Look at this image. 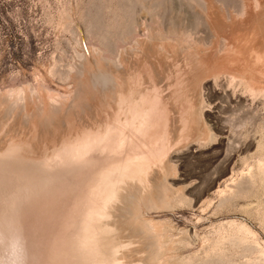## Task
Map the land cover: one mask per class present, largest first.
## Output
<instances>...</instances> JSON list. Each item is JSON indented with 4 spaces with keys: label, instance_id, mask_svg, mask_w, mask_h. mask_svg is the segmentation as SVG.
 <instances>
[{
    "label": "rangeland",
    "instance_id": "rangeland-1",
    "mask_svg": "<svg viewBox=\"0 0 264 264\" xmlns=\"http://www.w3.org/2000/svg\"><path fill=\"white\" fill-rule=\"evenodd\" d=\"M202 2L0 0V206L29 181H17L22 172L20 164L11 167V148L30 159L31 148L45 151L41 159L53 157L61 141L64 147L102 122V107L95 112L106 96L104 113L115 112L111 101L126 85L156 97L154 131L165 142L142 195L151 198H141V190L136 208L119 214L130 224L119 263L130 253L134 264H264V92L253 98L228 82L230 75H254L264 91V0L259 12L254 0ZM229 158L227 174L212 187ZM40 163L34 177L54 171L60 181L24 205L26 252L32 264H50L51 234L63 227L61 210L68 217L75 211L68 209L81 175L65 171L64 162Z\"/></svg>",
    "mask_w": 264,
    "mask_h": 264
},
{
    "label": "bare ground",
    "instance_id": "bare-ground-1",
    "mask_svg": "<svg viewBox=\"0 0 264 264\" xmlns=\"http://www.w3.org/2000/svg\"><path fill=\"white\" fill-rule=\"evenodd\" d=\"M220 1H223V0H220ZM254 2H255L254 5L256 4L257 8L261 6L260 0H254ZM201 3L204 4L205 2H202L201 0ZM203 4H201L202 7L205 6L206 3L204 5ZM245 6L246 5H244V8ZM227 7L228 6H226V8ZM205 8L207 9L208 7H205ZM246 8L244 10L242 9L243 14L245 13L244 11L247 10ZM259 10H260V7L258 8V12ZM245 14H247V12ZM254 72L256 74V71ZM248 73H249V70H248ZM252 76L254 78V75ZM253 78L230 75L228 76V82L232 86L237 85L240 87L241 85H243L245 87L244 91L246 90V92L249 93V95L247 96H252L253 98L254 97L256 98L258 97V94H262L264 91L258 89V87H256L255 84H253L252 82L254 81ZM105 81L106 80H104V82ZM108 81H111V80H108ZM102 84L104 83H101V85ZM192 85L194 84L192 83ZM124 86L125 88L123 87V89H128L126 85ZM128 86H133V85H128ZM123 89H121L120 87V89L117 90L115 99H113L114 101L113 100L111 101V104H113V107L115 106V112H114V109L111 110L112 112L110 111V109H112V105H111V108L109 107L108 108L109 110H107V113L108 111H110V114L112 115L114 114L113 119L108 120L109 118H111L109 117L107 119L108 121L107 120L104 121V119H106L107 116H111L110 114L107 115L106 113H104L105 110H103V106H101L103 104L104 107L107 108L106 107L107 106L106 105L107 96L104 95L102 97L104 98L106 96L104 100L105 103L104 102L100 103L101 104V105L99 104L100 106L97 105L98 108L96 107L97 109L95 112L97 114V111H99L98 109H100L99 107H102L103 112L99 111L98 114H100L101 116L103 115L102 116L103 119L97 118V116H94L96 119H99V121L101 119L102 122H99L100 124L98 123L96 125L97 120H95L94 123L97 126L96 128H93V125H92V128L90 127L91 125L90 126L88 125L89 128L91 129L88 130L87 128H85L87 129V132L86 130H84L86 133L82 131L83 133L81 132V134L85 133L83 136L79 133L82 136L81 138H78L79 134L76 136L77 139L75 138V136L70 138L68 141L70 140L72 141L65 142L64 144H68V143L70 144L65 145L64 147L62 146L63 145L62 141L61 140H60L61 142L58 141V143L60 142V145L62 144L61 146L59 145L58 147L59 149L60 147L62 149L60 150L58 149V152H54L56 154L51 158H48V157L47 159L42 158L43 163H42L41 157L46 156V155L43 156V153L45 151H42L41 149V153L39 152V155L41 156L40 157L38 153H35L36 151L38 152V149L31 148L30 146L26 144L27 142L26 143L24 142V144H26V146L31 148V152H33V157H31L32 159H30V157L26 158L27 157L26 155L22 156L21 155L22 149L21 150L16 149L18 147L16 148L13 147L10 150L12 152H15V156L13 157L14 160L12 161L14 165H12L11 167L15 169L17 167V164H20V167L18 169H21V172H22L20 174L18 173L17 176H15L16 178H19V180L17 181L19 182L21 179V181L19 182L21 183L22 179L23 181L27 179L30 182L28 181L26 183L25 181V185L23 187H20L19 189L16 188L17 191L14 192L8 198V200H6L5 203L0 206V232H4L9 229L18 231L20 235L23 237L25 248L28 246V243L30 242H29L28 234L25 229L23 219H22L23 213L25 211L23 210L24 204L26 203V205L28 204L34 205V203L37 202V199L39 200L41 196L47 193L48 189H50L49 187L53 188L51 184L55 183L54 180L55 179L57 180V176L59 175L57 174L56 176L55 175L56 172L54 171H47L45 175L42 174L43 176H41V178L40 176L34 177L35 174H37V172L35 173V170L38 166V162L40 163L41 161L40 163L41 165L39 167H42V164L45 163L44 165L47 166V168L49 166L54 168V166L60 165L61 162H64L65 167H63V169L67 167L65 171L75 170V171H78V173L81 175V180H79L78 182V184L81 183L80 184V194H78L79 193L78 191L79 188H78L77 190L78 193L76 195L77 199L75 198V195H74L75 201L73 202L75 203H73L74 205L73 208L68 207V204L70 203L67 202V198H65L64 197L65 195L63 196L62 194V196L66 199V201L65 200L63 201L68 203L66 204L63 202V204L64 205L66 204L67 208L71 209V210L68 209V211H70V213L72 209L75 211L72 213V216L68 217L67 216L68 214L65 215V212H64L65 209L63 208L64 211L61 210L62 212L60 213L61 216L59 218L63 219L62 221L64 224L62 225L63 227L61 229H54V231L51 234L50 241L53 243L52 244L53 246H52V255H51L52 258H51L50 264H120L119 254L122 251L121 249L124 247L121 241L122 240L121 236L124 237L125 235H127L126 234L127 231H128L127 233H130L129 231L130 229L128 228L130 224L127 225L126 220H124V217H121L119 214L120 212H123V211L127 212L126 209H128L129 207H131L132 210L136 208L134 203H136V200H137L136 195L139 194V191L143 190L141 192V198L143 199L145 198L148 201L151 198V197H148V198L142 197V195L144 191L146 192L147 189L150 190L151 188L149 187V183L151 184L153 175L150 174V171L153 169L154 166H157L159 163L162 162L161 149L165 142L163 139L164 138L163 135L160 134V136H158V134H156L154 131L155 122L153 121V117L158 116V113H157L158 100L156 99V97L151 98L145 94L136 93L135 91H133L134 88L133 90L128 89L126 91H124ZM155 91H153V93ZM183 94L184 93H182L181 95ZM244 97L241 96L242 99ZM111 99L112 97H110L109 100ZM113 102L115 103V105ZM105 114L107 116H105ZM91 123L93 124V122ZM83 129L84 128H82V130ZM176 137H179V134ZM64 138H68V136ZM64 138L62 139L63 141H64ZM73 139L77 141L75 142L73 141ZM54 143L51 144L53 148L58 144V143L56 144ZM15 144L19 146V142L15 143L14 141L13 146ZM24 144L22 145L20 143V146H24ZM49 147L46 146V148L50 149ZM25 148L23 149V151L25 150ZM54 150H52V152ZM52 152L50 151V153ZM34 155L35 156L38 155V158L40 159L38 160V158H36L38 162H36ZM230 159L231 158L227 160L225 167H223L221 171L222 173L220 172L221 174L217 176H213L211 178L212 180H210L211 182L210 184L212 187H214L217 183L216 178H218L219 180V178L227 174L228 167H229L227 164L231 162ZM0 168H1V165H0ZM40 172L38 171V173ZM68 174L70 175V173ZM58 180L60 181V179ZM58 180L56 182H58ZM135 185H137V187H134ZM70 188L71 189L69 190L71 192L72 186ZM67 193H65L67 197L71 196V195H68L69 193L68 194ZM55 194H57V192ZM69 201L71 202L70 199ZM52 205L53 203L51 204V207ZM45 206H49V205L46 204ZM57 210H58V207H57ZM52 219L54 218L52 217ZM127 237L129 239V236ZM131 237L132 236H130V239L133 240V237L132 238ZM125 239H126V236H125ZM134 244H136V240ZM131 248H128V249L131 250ZM135 248H136L135 249L136 253L133 254L134 257L137 256L136 254L143 253L141 251L139 253L140 249L137 250L138 247H135ZM27 252H26L27 264H32V261H31L32 259L30 260L28 258L30 255L29 253L27 254ZM131 252L133 251L131 250ZM33 253L34 255H36L35 252ZM122 253L126 254L124 253V251ZM123 254L121 255L123 256ZM129 255L131 256L130 253L126 256H129ZM126 256L125 255L123 256L124 257L123 264H126V262H129L128 264H131L130 263L131 260H132L131 261L132 264L136 263L135 262L136 260L133 262L132 256L131 258L130 256L129 257H126ZM138 256H139L138 260L140 262L143 259H145L144 258L145 256L141 254ZM125 257L128 259L130 258L131 260L129 259V261H127L128 259L126 260ZM42 258L44 257L42 256ZM146 264H147V261H146Z\"/></svg>",
    "mask_w": 264,
    "mask_h": 264
},
{
    "label": "clouds",
    "instance_id": "clouds-1",
    "mask_svg": "<svg viewBox=\"0 0 264 264\" xmlns=\"http://www.w3.org/2000/svg\"><path fill=\"white\" fill-rule=\"evenodd\" d=\"M0 264H27L25 244L18 231L0 232Z\"/></svg>",
    "mask_w": 264,
    "mask_h": 264
},
{
    "label": "water",
    "instance_id": "water-1",
    "mask_svg": "<svg viewBox=\"0 0 264 264\" xmlns=\"http://www.w3.org/2000/svg\"><path fill=\"white\" fill-rule=\"evenodd\" d=\"M24 205H25V204H24ZM28 205H30V204H28ZM23 210H25V207L23 208ZM25 218H26V210H25L24 213H23V217H22L23 222L25 221Z\"/></svg>",
    "mask_w": 264,
    "mask_h": 264
}]
</instances>
